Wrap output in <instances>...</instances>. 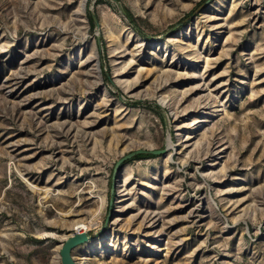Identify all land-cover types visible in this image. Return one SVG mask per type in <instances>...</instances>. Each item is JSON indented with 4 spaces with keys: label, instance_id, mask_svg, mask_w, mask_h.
<instances>
[{
    "label": "rangeland",
    "instance_id": "1",
    "mask_svg": "<svg viewBox=\"0 0 264 264\" xmlns=\"http://www.w3.org/2000/svg\"><path fill=\"white\" fill-rule=\"evenodd\" d=\"M198 1L0 0V264H264V0Z\"/></svg>",
    "mask_w": 264,
    "mask_h": 264
},
{
    "label": "water",
    "instance_id": "2",
    "mask_svg": "<svg viewBox=\"0 0 264 264\" xmlns=\"http://www.w3.org/2000/svg\"><path fill=\"white\" fill-rule=\"evenodd\" d=\"M166 147L160 148V149H147V148H138L133 151H130L121 157H119L113 166V174L114 176L115 171L118 169V167L125 161V159L130 158L136 154H160L165 152ZM113 193V185L110 188V195ZM76 230L66 236L64 240L62 241L60 248H59V258L61 264H79L78 261L73 256V249L77 247L78 245L90 240L93 238V235L89 232V229H84L82 231Z\"/></svg>",
    "mask_w": 264,
    "mask_h": 264
},
{
    "label": "trees",
    "instance_id": "3",
    "mask_svg": "<svg viewBox=\"0 0 264 264\" xmlns=\"http://www.w3.org/2000/svg\"><path fill=\"white\" fill-rule=\"evenodd\" d=\"M204 0H199L196 5L194 7H192L189 11H187L183 16H181L177 22L175 23H179V26H177L176 28H180L181 26H183L185 23L189 22L191 20V18L198 12L199 8L202 6V4ZM124 14L125 16L132 22H134V17L132 15V13L130 12V10L124 9ZM91 25L94 24V15H90L89 16ZM172 24L171 26L175 25Z\"/></svg>",
    "mask_w": 264,
    "mask_h": 264
},
{
    "label": "bare ground",
    "instance_id": "4",
    "mask_svg": "<svg viewBox=\"0 0 264 264\" xmlns=\"http://www.w3.org/2000/svg\"><path fill=\"white\" fill-rule=\"evenodd\" d=\"M169 142V141H168ZM32 186H33V184H32ZM35 187H36V185H34ZM33 186V187H34ZM32 188V187H31ZM106 200H105V198L104 197H101V207H102V205H103V203L105 202ZM94 222H92V221H90V222H84V221H78V222H76L74 225H75V227H77V229H80V230H84V229H87L91 224H93ZM79 263V262H78ZM81 263V262H80ZM79 263V264H80Z\"/></svg>",
    "mask_w": 264,
    "mask_h": 264
},
{
    "label": "built area",
    "instance_id": "5",
    "mask_svg": "<svg viewBox=\"0 0 264 264\" xmlns=\"http://www.w3.org/2000/svg\"><path fill=\"white\" fill-rule=\"evenodd\" d=\"M75 230H76V229H75ZM77 230L81 231L80 229H77Z\"/></svg>",
    "mask_w": 264,
    "mask_h": 264
}]
</instances>
